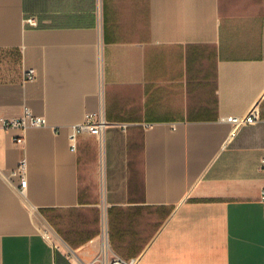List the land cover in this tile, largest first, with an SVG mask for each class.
<instances>
[{
  "label": "crops",
  "instance_id": "0c3cea01",
  "mask_svg": "<svg viewBox=\"0 0 264 264\" xmlns=\"http://www.w3.org/2000/svg\"><path fill=\"white\" fill-rule=\"evenodd\" d=\"M25 109L45 126H0V264H264V0H0V119Z\"/></svg>",
  "mask_w": 264,
  "mask_h": 264
},
{
  "label": "built area",
  "instance_id": "2783aa9c",
  "mask_svg": "<svg viewBox=\"0 0 264 264\" xmlns=\"http://www.w3.org/2000/svg\"><path fill=\"white\" fill-rule=\"evenodd\" d=\"M24 25L30 28H36L38 26L35 18H25ZM24 78L27 80H33L35 78V72L32 69L25 71ZM227 123L232 125L234 129L251 125L258 120V114L255 109H252L248 114L243 116H230L224 119ZM0 126L3 129H26L29 127H42L45 126V120L41 117L33 116L27 109L18 118L13 119H0ZM108 126L105 121L102 109L96 112L87 113L83 121L75 125L72 129V133L69 137L71 142L70 148L74 150V141L78 135L88 134L94 136L98 142L102 141V137L106 127ZM22 139H18L17 142H21ZM261 166L264 167V159L261 160ZM13 175L18 179V192L23 195L26 189V161L22 159L18 164V167L14 171ZM260 201L264 203V190L260 192ZM42 237L45 241L52 244L53 234L50 231H44ZM103 264H137L136 259L124 260L119 257H113L109 260H105Z\"/></svg>",
  "mask_w": 264,
  "mask_h": 264
}]
</instances>
